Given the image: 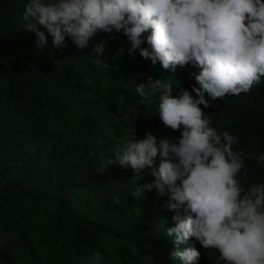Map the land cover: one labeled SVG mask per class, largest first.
I'll use <instances>...</instances> for the list:
<instances>
[{"label": "clouds", "instance_id": "clouds-1", "mask_svg": "<svg viewBox=\"0 0 264 264\" xmlns=\"http://www.w3.org/2000/svg\"><path fill=\"white\" fill-rule=\"evenodd\" d=\"M21 19L40 49L47 40L37 25L46 29L56 49L66 36L83 49L97 32L122 31L130 42L129 54L138 50L170 73L185 64L198 69L190 73L195 81L191 91L166 78L147 76L146 82L135 83L139 98L149 103L155 98V113L179 135L173 141L147 131L136 139L133 132L99 163L97 172L113 164L131 168L138 180L147 172L153 179L137 180L129 194L140 201L151 190L157 197L167 196L162 207L176 211L171 217L175 223L164 232L174 233L177 242L192 238L203 249H214L217 264H264V181L245 186L240 180L247 174L246 159L254 156L257 165H264V151L234 150L238 137L213 127L200 107L260 83L264 0H25ZM104 44L102 39L93 45L97 57ZM153 228L159 235V221ZM173 255L183 264H197L200 257L191 245ZM79 264L106 262L93 250Z\"/></svg>", "mask_w": 264, "mask_h": 264}, {"label": "rangeland", "instance_id": "rangeland-1", "mask_svg": "<svg viewBox=\"0 0 264 264\" xmlns=\"http://www.w3.org/2000/svg\"><path fill=\"white\" fill-rule=\"evenodd\" d=\"M102 39L103 52L96 59L108 67L95 59L74 72L82 90L50 67L54 57L51 48L32 54H0V89L27 97L45 125L43 133L33 130L31 135L32 130L20 124L12 137L25 153L21 161L10 164L8 172L0 170V248L11 250L18 264H79L80 257L93 250L101 253L106 264H154L153 253L160 255L159 264L174 263L175 256L169 254L176 249L161 222L159 235L154 229L149 248L137 247L132 230L125 232V227L139 222L149 192L142 201L129 194L139 177L133 176L131 168L118 164L103 172L97 168L123 138H132L134 126L149 128L155 136L173 141L179 132L163 125L155 113V98L151 103L142 101L133 91L131 106L120 96L111 98L110 72L134 80V86L146 82L147 76L166 78L174 85L183 81L176 78V69L170 73L158 61L153 65L143 58V63L136 65V56L128 53L118 32ZM61 136L97 146L99 151L92 173H65L73 178L71 186L65 184V178L57 182L50 158L51 146ZM152 179L145 172L137 182ZM180 212L185 215L182 209ZM172 238L175 241V235ZM193 240L187 241V247ZM195 246L200 253L197 264H217L214 249H203L197 241Z\"/></svg>", "mask_w": 264, "mask_h": 264}, {"label": "trees", "instance_id": "trees-1", "mask_svg": "<svg viewBox=\"0 0 264 264\" xmlns=\"http://www.w3.org/2000/svg\"><path fill=\"white\" fill-rule=\"evenodd\" d=\"M25 0H0V54L14 52L35 53L40 50L34 41L35 34L23 29L21 14ZM45 31L47 43L43 48H51L54 57L49 63L50 67L59 75L63 76L72 86L82 90L78 76V70L97 58L96 53L92 51L95 43L100 41L101 37L108 36L103 31L97 32L88 42L87 47L83 49L77 46L67 36L64 45L60 49L52 47L51 36L48 35L43 26L37 25ZM118 36L124 39V45L128 49L130 42L123 32H118ZM142 47L146 44L142 42ZM136 56V65L143 63L139 51L132 53ZM191 64H185L183 67H176V78L183 81L181 85L191 91L190 85L195 81L190 73L196 72ZM110 97L120 96L127 106L133 104L132 93L134 91V80L123 79L120 75L110 72ZM193 95H195L193 93ZM207 99V96L205 97ZM107 100V99H106ZM202 110L209 114L211 125L220 130H227L238 137V142L232 147L234 150H242L245 154L258 153L264 151V76L260 83L254 84L248 92H242L239 95H226L223 98H216L210 103L208 108ZM26 124L31 135L34 131L43 133L45 125L40 113L34 108L31 101L20 93L3 92L0 89V170L5 169L8 172L12 162L21 161L24 148L12 134L19 131L20 124ZM179 135V132H178ZM97 146L81 143L78 140H69L66 136H61L51 146L50 158L54 163L56 180L61 183L66 179V185H73V178H67L66 172L73 173H92V164L99 151ZM60 153L61 156H57ZM62 157V158H61ZM247 174L240 177L241 183L245 186L249 183L264 181V165H257L254 156L245 160ZM76 168V169H74ZM78 171V172H77ZM167 196L157 197L154 190L148 192L142 214L139 222L125 227V232L132 230L135 245L139 248H146L152 245L154 239V222H161L164 228L171 227L175 223L171 217L176 210H167L162 205ZM180 215L183 217V215ZM170 235V244L175 251L187 247V241H173ZM193 240L191 246H195ZM169 254L171 257L173 255ZM160 255L153 253L152 262L159 264ZM0 264H18L17 258L11 250H2L0 248ZM38 264V263H35ZM173 264H183V261L175 256Z\"/></svg>", "mask_w": 264, "mask_h": 264}, {"label": "built area", "instance_id": "built-area-1", "mask_svg": "<svg viewBox=\"0 0 264 264\" xmlns=\"http://www.w3.org/2000/svg\"><path fill=\"white\" fill-rule=\"evenodd\" d=\"M147 131H151L149 128H146V127H141V128H138L136 126H134L132 129H131V133L133 135V132L135 134V137L137 138H143L145 132ZM153 133V132H152Z\"/></svg>", "mask_w": 264, "mask_h": 264}]
</instances>
